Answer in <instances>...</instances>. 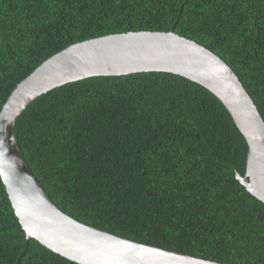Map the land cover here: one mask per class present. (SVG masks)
<instances>
[{"label": "trees", "instance_id": "16d2710c", "mask_svg": "<svg viewBox=\"0 0 264 264\" xmlns=\"http://www.w3.org/2000/svg\"><path fill=\"white\" fill-rule=\"evenodd\" d=\"M228 65L264 121V0H0V113L19 84L72 45L170 33ZM25 164L63 213L99 231L217 264H264V204L223 105L170 74L90 78L18 119ZM0 264H75L31 240L0 178Z\"/></svg>", "mask_w": 264, "mask_h": 264}, {"label": "water", "instance_id": "95a60500", "mask_svg": "<svg viewBox=\"0 0 264 264\" xmlns=\"http://www.w3.org/2000/svg\"><path fill=\"white\" fill-rule=\"evenodd\" d=\"M170 74L211 93L244 138L247 193L264 204V121L232 69L205 48L170 33H130L72 45L18 85L0 113V178L25 233L75 264H217L126 240L69 217L42 190L15 140L23 112L54 89L90 78Z\"/></svg>", "mask_w": 264, "mask_h": 264}]
</instances>
